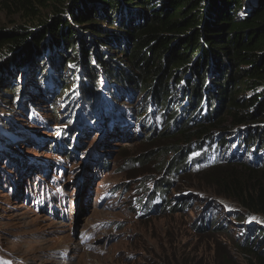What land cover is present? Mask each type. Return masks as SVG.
<instances>
[{
  "label": "trees",
  "instance_id": "1",
  "mask_svg": "<svg viewBox=\"0 0 264 264\" xmlns=\"http://www.w3.org/2000/svg\"><path fill=\"white\" fill-rule=\"evenodd\" d=\"M0 14L9 22L0 26V95L15 100L26 67L30 81L45 89L62 83L60 95L77 77L76 94L93 106L104 80L118 94L114 105L131 107L134 90L147 92L146 104L131 109L154 155L138 153L126 172L155 159L157 170L183 173L191 161L198 176H213L208 181L218 194L264 216V0H0ZM39 88L31 95L48 96ZM30 100L21 107L26 118ZM251 123L261 128L255 132L252 125L243 141L230 139L229 131ZM257 145L262 155L253 153ZM233 163L244 172L231 169ZM165 194L155 182L140 202L156 213ZM158 197L162 203L152 210ZM260 235L237 246L247 264H264ZM231 259L222 264H233Z\"/></svg>",
  "mask_w": 264,
  "mask_h": 264
},
{
  "label": "rangeland",
  "instance_id": "2",
  "mask_svg": "<svg viewBox=\"0 0 264 264\" xmlns=\"http://www.w3.org/2000/svg\"><path fill=\"white\" fill-rule=\"evenodd\" d=\"M5 23L9 24L0 14V26ZM113 57L117 55L112 53ZM29 72L26 67L19 76L23 80L14 101L0 95V264H222L230 254L233 264H247L246 252L237 246L248 235L264 234V216L218 194L220 189L208 181L213 176H198L191 161L183 173H173L171 167L157 170L155 159L144 169L126 172L125 165H132L128 160L139 158L141 152L146 156L154 152L145 144L142 131L131 125L107 129L103 137L92 129L73 140L63 135L61 145L49 139L70 124L64 120L67 109L87 101L76 95L77 77L60 95L57 88L62 90V83L56 81L45 89L30 81ZM50 73L48 68L43 76ZM39 86L47 92L45 99L30 93L31 88L41 90ZM108 87L104 80L99 99L113 94ZM146 93L134 90L131 107H143ZM31 97V106L44 118L37 123L23 111ZM28 125L37 132L28 136L21 128L29 130ZM252 125L255 132L261 128L254 123L236 127L228 132L230 139L243 141ZM91 135L94 141L88 145L85 141ZM252 151L262 155L258 145ZM230 152H237V147ZM228 166H239L233 170L244 172L239 163ZM201 168L209 171L208 166ZM144 170L153 173L136 176ZM155 182L157 187L165 186L166 196L159 211L148 213L149 203L140 201ZM206 206H211V220Z\"/></svg>",
  "mask_w": 264,
  "mask_h": 264
}]
</instances>
